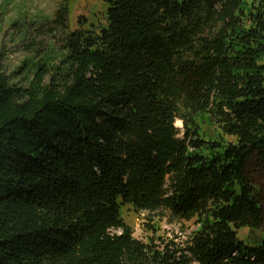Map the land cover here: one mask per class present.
<instances>
[{"label": "trees", "instance_id": "1", "mask_svg": "<svg viewBox=\"0 0 264 264\" xmlns=\"http://www.w3.org/2000/svg\"><path fill=\"white\" fill-rule=\"evenodd\" d=\"M105 1L12 71L0 46V264H264L237 238L264 226V0ZM121 207L193 229L139 240Z\"/></svg>", "mask_w": 264, "mask_h": 264}, {"label": "rangeland", "instance_id": "2", "mask_svg": "<svg viewBox=\"0 0 264 264\" xmlns=\"http://www.w3.org/2000/svg\"><path fill=\"white\" fill-rule=\"evenodd\" d=\"M251 1L243 0L242 10L245 14L252 8ZM63 5L67 9L66 23L70 31L89 29L91 26L106 27L105 0H0V46L9 58L10 71L20 66L25 58H33L36 52L43 54L60 50L65 30L50 22L54 19L56 10ZM25 28V38L21 41L19 39ZM263 62L259 61V64ZM175 126L182 127L179 121ZM250 170L264 211V166L254 165ZM121 216L132 228L134 237L139 240L147 237L144 223L154 226L158 229V235L166 239L177 237L183 240L193 229L192 223L175 222L168 225L167 220L159 213L149 215L151 220H147V213H135L130 207H121ZM263 237L264 226L257 232L244 228L237 232L238 240L243 242L257 243Z\"/></svg>", "mask_w": 264, "mask_h": 264}]
</instances>
